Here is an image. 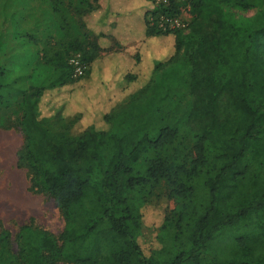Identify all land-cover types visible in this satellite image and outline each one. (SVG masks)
<instances>
[{"label": "trees", "instance_id": "obj_1", "mask_svg": "<svg viewBox=\"0 0 264 264\" xmlns=\"http://www.w3.org/2000/svg\"><path fill=\"white\" fill-rule=\"evenodd\" d=\"M148 2L146 36H174L175 51L155 65L148 85L118 112L119 125L136 121L130 134L104 138L106 134L89 127L81 134L54 136L36 112L43 88L26 95L19 123L25 140L18 151V166L26 169L32 189L54 199L66 226L58 236L41 227L25 226L15 239L3 228L0 264H60L67 259L97 264L89 240L95 247L108 246L109 264H154L136 241L137 218L127 204L130 190L166 180L178 197H192L191 179L207 166L211 168L205 181L210 200L192 227L191 247L167 264H264V224L263 237L253 245L237 238L244 254L259 252V261L242 256L221 260L210 254L222 229L235 227L254 214L264 215V0H172L158 7ZM99 8L100 0H93L77 10L83 27L88 28L87 16ZM251 10H257L251 17L236 16V12ZM185 12L191 16L186 29L164 31L149 22L150 16L183 17ZM105 21L103 16L99 23ZM99 38L92 33L88 40L72 45L88 67L105 51ZM166 68L168 84L163 85L156 76ZM3 75L0 68V79ZM59 80L62 84L72 81L65 73ZM175 80L186 89V99L176 92ZM10 123L11 119L0 117L1 127L9 129ZM183 128L194 134L190 158L180 164L172 156L159 154L147 160L145 174L136 175L134 164L142 151L161 152L176 144ZM104 141L114 152L104 187L96 188L90 164ZM252 154L256 157L249 160ZM239 180L246 186L247 205L220 214L222 189L230 183L236 186ZM88 200L101 208V216L88 214Z\"/></svg>", "mask_w": 264, "mask_h": 264}, {"label": "rangeland", "instance_id": "obj_2", "mask_svg": "<svg viewBox=\"0 0 264 264\" xmlns=\"http://www.w3.org/2000/svg\"><path fill=\"white\" fill-rule=\"evenodd\" d=\"M92 2L0 0V68L4 71L0 79V117L11 119L9 129L0 126V231L9 230L14 239L25 226L41 227L56 236L66 226L54 199L32 189L26 169L18 166V151L25 140L19 123L26 95L33 89L43 88L36 112L39 121L54 136L81 134L89 127L106 134L104 138L111 134L127 135L136 121L121 126L118 112L148 85L155 65L166 61L175 51L174 36L170 35L146 36L145 42L136 45L111 40L107 36L109 31L103 29L98 20L104 9L103 0H100L99 10L87 16L88 28L83 27L77 10ZM256 12H236V16L247 18ZM182 18L188 23L191 16L185 12ZM92 33L100 36L99 42L105 51L83 77L75 78L70 61L79 53L72 45L75 41L88 40ZM168 72L166 68L156 76L163 85L168 84ZM63 73L72 81L62 84L59 77ZM175 86L176 92L186 99V89L180 81L175 80ZM152 106L153 103L150 108ZM167 106L163 107L168 109ZM194 141V134L183 128L176 144L161 152L152 148L143 150L142 157L134 164L136 175L145 174L147 160L159 154L172 156L180 164L185 162L187 156L190 158L188 151ZM113 152L110 143L104 141L96 160L90 164L96 188L104 187ZM255 157L252 154L248 159ZM210 169V166L201 169L191 179L195 190L192 197H178L166 180L130 190L127 204L132 216L137 218L136 241L144 256L154 264H167L179 252L190 249L192 227L210 200L205 185ZM245 188L239 180L236 186L230 183L222 189L219 213L235 212L247 205ZM86 209L92 216L102 214L101 208L92 205L91 200L86 201ZM180 215L182 220H179ZM263 224L264 215L254 214L235 227L222 229L210 247V254L221 260L242 256L259 261V252L254 256L244 254L237 238H245L248 246L253 245L263 237ZM88 243L93 259H99L97 264H109L108 246L95 247L90 240ZM60 264L76 263L67 259Z\"/></svg>", "mask_w": 264, "mask_h": 264}, {"label": "crops", "instance_id": "obj_3", "mask_svg": "<svg viewBox=\"0 0 264 264\" xmlns=\"http://www.w3.org/2000/svg\"><path fill=\"white\" fill-rule=\"evenodd\" d=\"M148 4V0H103L104 9L98 20L106 16L107 21L100 24L109 31L106 33L111 40L124 45L143 43L147 40L145 11Z\"/></svg>", "mask_w": 264, "mask_h": 264}, {"label": "built area", "instance_id": "obj_4", "mask_svg": "<svg viewBox=\"0 0 264 264\" xmlns=\"http://www.w3.org/2000/svg\"><path fill=\"white\" fill-rule=\"evenodd\" d=\"M155 6L167 5L172 0H152ZM177 2L185 1V0H174ZM149 20L163 29L166 30H175V29H186L188 23L182 17H174L168 18L166 16L161 15L158 19L150 16ZM71 67L73 68V76L75 78H81L87 72L88 66L84 63L81 54H77L72 57L70 61Z\"/></svg>", "mask_w": 264, "mask_h": 264}]
</instances>
